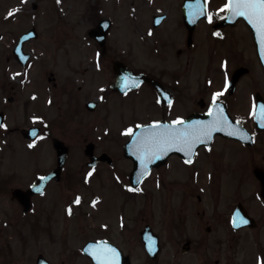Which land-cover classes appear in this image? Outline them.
I'll use <instances>...</instances> for the list:
<instances>
[{
	"label": "flooded vegetation",
	"instance_id": "flooded-vegetation-1",
	"mask_svg": "<svg viewBox=\"0 0 264 264\" xmlns=\"http://www.w3.org/2000/svg\"><path fill=\"white\" fill-rule=\"evenodd\" d=\"M146 1L154 2L132 4L128 17L134 27L113 32V18H104L107 24L98 19L94 38L88 33L94 39V50L87 51L91 61L67 66L60 80L49 72L46 85L30 82L27 107L17 112L21 116L0 103V254L2 250L13 264L20 258H14L18 251L12 236L26 227L32 228L30 264H41V257L49 264H77L78 259L91 264L83 247L100 241L131 260L126 244L136 238L141 242L146 226L160 251L151 260L142 246L143 255L159 261L163 234L150 224L158 212L160 223L163 219L170 226L171 264L264 260V119L259 114L264 71L254 30L264 34L246 17L224 9L227 0H170L149 17L138 12ZM130 100L147 105L149 112L116 126L122 134L129 127L134 131L156 120H185L213 108L228 114L235 125L225 126L233 136H215L197 149L191 163L178 155L167 157L132 189L133 160L124 155L132 134L108 150L97 151L94 143V114L101 127L112 129L119 106L138 110L124 105ZM62 152L65 157L58 164ZM41 177L48 178L44 185L30 190ZM94 177L119 185H112L101 211L94 189L83 188L91 180L94 185ZM151 191L160 192L165 204H143L132 212L131 197ZM138 221L142 227L131 236V223ZM88 222L93 235L83 237ZM52 244H59L58 250Z\"/></svg>",
	"mask_w": 264,
	"mask_h": 264
},
{
	"label": "rangeland",
	"instance_id": "rangeland-1",
	"mask_svg": "<svg viewBox=\"0 0 264 264\" xmlns=\"http://www.w3.org/2000/svg\"><path fill=\"white\" fill-rule=\"evenodd\" d=\"M140 1L0 0V103L7 104V110L10 109L14 114H17L24 107V104L27 107L25 98L29 94L30 82H34V87L40 84L46 85L44 81L49 76V72H55L56 77L60 80L64 77V69L67 66H76L80 61H91V55L87 51L94 50V39H91L88 33L89 30L94 29L95 22L98 19L113 18V32L127 28L128 24L134 27V22L130 21L128 16L132 14V4L136 5ZM153 1L150 4L146 1L143 9L138 12L149 17L157 9L158 11L164 10V4L170 2V0ZM13 9H16V11L9 15V12ZM31 27L35 29L36 37L23 44L24 51L31 53L30 62L23 67L16 63L12 49L19 34ZM117 39L121 40L120 37H117ZM100 76L104 77L105 75L100 74ZM10 96L15 97L13 103L8 101ZM131 104L137 105L138 110L133 112L130 109L126 110L124 106H119L118 109L114 110L116 117L112 129L105 127V125L101 127L98 124L99 117L94 114V143L97 145V151L108 150L111 146L115 148L119 140H122L123 137L125 139L126 133L122 134L119 129H116V126L127 124L131 120H141L149 112L147 105L140 104L138 100L126 101L124 105L129 106ZM119 109L121 110L119 111ZM17 115L21 116V113ZM109 122L112 123L107 121L108 124ZM104 129H109V133ZM83 130L85 132L86 128H83ZM75 134L78 136L77 133ZM92 182L93 180L88 185H84L83 188L86 190L94 189V199L99 198L100 202L97 207L101 211L103 205H105V198H107L112 185L116 183L113 184L106 177H94V185H92ZM117 188H119V185H117ZM164 201L165 197L160 192L151 191L146 196H132L129 205L132 212H134L143 204L147 207L149 205H164ZM159 214V212L155 213L154 219L150 223L156 232L163 234V251L158 259L159 261H151L144 257L141 242L137 238L136 242L132 240L126 244V247L130 249L132 261L146 262V264H171L170 258L174 245L170 240L172 237L170 226L163 219L160 223ZM141 225L139 221L131 223L130 235L136 234L137 230L142 227ZM88 226L89 228L85 231L83 237L93 235L89 222ZM31 229L29 227L20 228L18 235L13 234L12 236V241L16 244V252L18 251L14 258L16 256L20 258L18 260L19 264H30L31 256L28 248L30 245L28 242L32 238ZM0 237H2V234H0ZM40 243L37 242V244ZM51 248L58 250L59 244H52ZM139 252L142 255H139ZM60 261L61 258L56 257L54 262L59 263ZM84 262L78 259L76 263L85 264ZM0 264H13L12 259L4 254L2 250Z\"/></svg>",
	"mask_w": 264,
	"mask_h": 264
},
{
	"label": "snow or ice",
	"instance_id": "snow-or-ice-1",
	"mask_svg": "<svg viewBox=\"0 0 264 264\" xmlns=\"http://www.w3.org/2000/svg\"><path fill=\"white\" fill-rule=\"evenodd\" d=\"M223 8L229 10L233 16L246 17L250 23L264 34V0H227ZM15 11L16 9H13L9 12V15H12ZM207 16L209 21H211L212 14L208 13ZM218 95L219 93L213 95L214 102ZM168 102L171 103L170 100ZM209 113L213 116V119L208 122L185 124L181 117H177L176 120L171 121L169 124H162L159 120L153 121L154 128H148L145 133H141L136 137L135 146L141 161L150 160L158 152L164 153L171 147L181 146V151H191L200 142L202 137L210 139L211 132L216 126L229 123L221 111L217 110L213 112V109L209 108ZM259 114L264 119V105L260 106ZM34 119L37 118L34 117ZM124 131L130 135L134 134L131 127L126 128ZM234 134L238 135L239 133ZM32 143L35 144V140ZM188 162L191 163V160ZM79 201L80 198L77 197L75 202L79 203ZM95 203L96 201L94 200L93 204ZM68 210L71 213V208ZM240 222L245 223L246 221L241 218ZM233 223L235 224V220ZM89 250L92 252L97 264H118L116 249L106 242L90 245ZM260 264H264V260H261Z\"/></svg>",
	"mask_w": 264,
	"mask_h": 264
},
{
	"label": "water",
	"instance_id": "water-1",
	"mask_svg": "<svg viewBox=\"0 0 264 264\" xmlns=\"http://www.w3.org/2000/svg\"><path fill=\"white\" fill-rule=\"evenodd\" d=\"M107 24V20H104L102 22V24ZM92 34V36H94V30L90 32ZM35 36V32L34 30H29L28 32L24 33L18 40L16 47L14 48V54L16 55V57L18 59H20L21 61H25L26 56L23 55L22 56V43L23 41L32 38ZM255 43L257 46V52L259 54V58L262 61L263 64V68H264V39L258 35H255ZM211 121L210 118H208L207 116H203V115H191L189 116L186 120H185V124H191L192 122H208ZM165 124V123H162ZM183 126V125H182ZM155 125H147V126H141L139 127L134 134L132 135L131 139L126 143L125 145V156L130 157L133 159V170L131 172L130 175V182H131V186L132 187H136L140 181L143 179V177L147 174V172L149 171V169L153 166H157L159 164H161L165 158L173 153L179 154L183 157H191L194 153V151L202 144L206 143L207 141H209L210 139L204 138L202 137L200 142L197 143L193 149H191V151L185 150V151H181V146H176V147H171L169 149H167L164 153H157L156 156L150 160L147 161H141L140 159V155L137 152V148L135 146V141H136V137L139 136L141 133H145L146 130L148 128H154ZM216 133H220V130H217L216 128L213 129V131L211 132V137L216 134ZM65 152V151H64ZM64 152H62V157L58 158V163L61 164L64 160L65 154ZM39 183V182H38ZM148 233H144L143 234V242L146 246V248L148 249V251L153 254L156 253L157 249H156V241L149 235H147ZM148 237H145V236ZM90 245H95L93 242H90L88 244L85 245L84 247V253L86 255H88V257L90 258L92 264H97L96 259L93 257L92 252L89 250V246ZM125 264H128L127 260L124 259ZM38 262L41 264H48L46 262V260H44V258H39Z\"/></svg>",
	"mask_w": 264,
	"mask_h": 264
}]
</instances>
